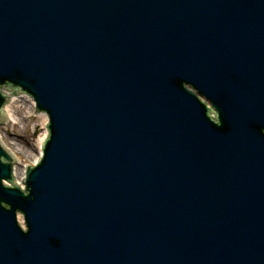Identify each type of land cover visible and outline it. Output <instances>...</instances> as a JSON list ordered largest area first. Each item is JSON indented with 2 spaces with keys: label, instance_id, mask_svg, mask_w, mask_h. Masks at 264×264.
<instances>
[{
  "label": "water",
  "instance_id": "obj_1",
  "mask_svg": "<svg viewBox=\"0 0 264 264\" xmlns=\"http://www.w3.org/2000/svg\"><path fill=\"white\" fill-rule=\"evenodd\" d=\"M7 83L50 138L0 264H264V0H0Z\"/></svg>",
  "mask_w": 264,
  "mask_h": 264
},
{
  "label": "rangeland",
  "instance_id": "obj_2",
  "mask_svg": "<svg viewBox=\"0 0 264 264\" xmlns=\"http://www.w3.org/2000/svg\"><path fill=\"white\" fill-rule=\"evenodd\" d=\"M22 100L27 106L29 105V101L26 98H22ZM27 110L22 109V117L24 118L19 121L13 107L16 123H9L7 125L8 130H2L1 132L7 145L15 150V153L21 160L19 167L35 162L39 154V148L35 144V139L43 132L38 118L35 115L27 113Z\"/></svg>",
  "mask_w": 264,
  "mask_h": 264
},
{
  "label": "bare ground",
  "instance_id": "obj_3",
  "mask_svg": "<svg viewBox=\"0 0 264 264\" xmlns=\"http://www.w3.org/2000/svg\"><path fill=\"white\" fill-rule=\"evenodd\" d=\"M14 100H16V98L14 99ZM14 102V101H13ZM16 106V108H15V115H17V119L19 120V121H21L24 117H22V115H23V111H22V109H28L27 110V113H30V114H33V112H32V108H33V103L31 102V105L29 106H27V104L23 101V100H21L18 104H16L15 105ZM7 111H8V113H9V115H10V118H11V120H12V122H13V120L15 121V118H14V115H13V113H12V107H10V105L7 107ZM40 117V120H39V124H40V126H41V128L42 127H44V131H43V135L42 136H39L38 138H37V145H41V143L45 140V136H46V134H47V130H46V124H47V117L45 116V115H42V116H39ZM38 125V124H37ZM14 153V152H13ZM15 173L18 175V178L20 179V178H23L24 177V175H25V169L24 168H20L19 169V167H17V168H15Z\"/></svg>",
  "mask_w": 264,
  "mask_h": 264
}]
</instances>
